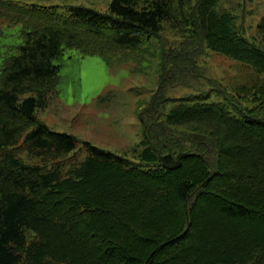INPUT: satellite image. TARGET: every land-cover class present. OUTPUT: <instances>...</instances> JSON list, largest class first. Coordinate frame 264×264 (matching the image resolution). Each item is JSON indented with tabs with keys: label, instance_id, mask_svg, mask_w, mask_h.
<instances>
[{
	"label": "trees",
	"instance_id": "trees-1",
	"mask_svg": "<svg viewBox=\"0 0 264 264\" xmlns=\"http://www.w3.org/2000/svg\"><path fill=\"white\" fill-rule=\"evenodd\" d=\"M222 1L0 0V264H264V82L229 89L199 65L211 50L264 74V15L248 38ZM65 48L132 72L155 57L137 163L88 141L74 163L79 139L37 116Z\"/></svg>",
	"mask_w": 264,
	"mask_h": 264
},
{
	"label": "rangeland",
	"instance_id": "rangeland-1",
	"mask_svg": "<svg viewBox=\"0 0 264 264\" xmlns=\"http://www.w3.org/2000/svg\"><path fill=\"white\" fill-rule=\"evenodd\" d=\"M19 2L39 5H83L99 11H107L110 0H17ZM221 6L238 15V23L246 30L250 38L256 31V24L264 15V0H223ZM18 25L10 30L15 32ZM13 33V35H15ZM14 36L12 42L18 41ZM164 47L172 40L169 31L162 33ZM158 43V42H157ZM153 52V47L149 48ZM60 65L55 90L47 95L44 106L36 109L37 116L50 129L75 135L79 142L72 155V162L79 163L88 151L82 141L127 157L138 162L133 148L138 146L142 138V122L140 111L146 110L154 93L158 72L155 57L147 54L143 72H132L137 63L123 62L109 66L98 55H85L78 49L65 48L63 54L54 60ZM199 65L204 76L231 86L252 81L264 82V74L257 73L252 67L221 53L204 51ZM207 89L211 85H203ZM214 87V86H212ZM167 95L178 97L193 92L191 87L182 85L168 87ZM28 95V94H27ZM25 95V96H27ZM211 100H216L213 96ZM168 103L166 110L170 107ZM147 120H152L142 114ZM150 164H142L141 168H150Z\"/></svg>",
	"mask_w": 264,
	"mask_h": 264
}]
</instances>
